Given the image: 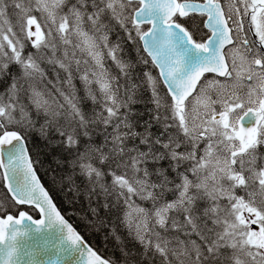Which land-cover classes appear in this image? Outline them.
Masks as SVG:
<instances>
[{
    "label": "snow or ice",
    "instance_id": "obj_1",
    "mask_svg": "<svg viewBox=\"0 0 264 264\" xmlns=\"http://www.w3.org/2000/svg\"><path fill=\"white\" fill-rule=\"evenodd\" d=\"M9 74L0 264H264V0H0ZM33 133L65 154L61 190L88 200L81 223L118 257L57 209ZM44 229L59 243L30 244Z\"/></svg>",
    "mask_w": 264,
    "mask_h": 264
},
{
    "label": "trees",
    "instance_id": "obj_2",
    "mask_svg": "<svg viewBox=\"0 0 264 264\" xmlns=\"http://www.w3.org/2000/svg\"><path fill=\"white\" fill-rule=\"evenodd\" d=\"M115 38V37H114ZM35 51V49H32ZM126 58L136 57L135 51L125 48ZM58 56H62L63 52L59 51ZM47 69L52 66L45 65ZM15 71V69H13ZM11 81V74H9L3 81H0V93L6 92L7 87ZM77 87L82 89L80 81L77 79L74 81ZM50 87V86H49ZM78 96H83V92H78ZM27 103V101H25ZM82 107L85 111H90L92 105L90 102L82 101ZM145 105H140V110H144ZM34 111V110H33ZM147 118L146 116L144 117ZM38 120L40 118H37ZM27 148L29 149L30 158L34 161V168L37 172L39 179L42 184L49 191L54 203L57 208L61 211L62 215L73 224L76 229L86 237V242L94 250L98 251L102 257H112L116 258L119 256V252L116 250L117 244L111 237L110 231L108 229L102 230H91L85 228L81 223L80 218L83 216H88L89 213V202L84 196L77 197L76 193L64 187L61 190L60 182L63 177L66 176L69 169L62 168L57 164L56 160L63 158L65 155L59 148H53L45 141L38 133H33L28 136L26 141ZM77 183H80L78 180ZM6 190L3 184L0 183V199H3ZM91 207H95V200L92 201ZM22 210H29L30 214L35 217V213L31 212L30 209L22 208ZM15 212V207L12 209ZM131 247V245H129Z\"/></svg>",
    "mask_w": 264,
    "mask_h": 264
},
{
    "label": "water",
    "instance_id": "obj_3",
    "mask_svg": "<svg viewBox=\"0 0 264 264\" xmlns=\"http://www.w3.org/2000/svg\"><path fill=\"white\" fill-rule=\"evenodd\" d=\"M252 125V119L251 117H242L241 118V126H244V127H249ZM27 147V146H26ZM11 151V150H9ZM30 156V155H29ZM7 157H8V150L6 149L5 152H4V155H3V159H4V162L6 163L7 162ZM0 171H3L2 169H0ZM38 177V175H37ZM39 179V177H38ZM42 184V182H41ZM43 185V184H42ZM44 186V185H43ZM46 189V188H45ZM6 190V189H5ZM47 191V190H46ZM54 203V201H53ZM21 207H25V208H29L30 209V206H27V205H24V206H21ZM58 209V208H57ZM59 210V209H58ZM27 223V222H26ZM34 227V226H33ZM33 239L31 241H29L30 244L32 245H35L36 243H43L45 241H51L52 244H56V243H59L60 239H61V234L56 230V229H52V230H48V229H44L42 230L41 233H33ZM86 242V241H85ZM87 243V242H86ZM56 257L53 255L51 257V259H55ZM24 259H27V257H24ZM37 259H41V257H37ZM42 259L44 261H47L48 259H50V257L48 255H44L42 257Z\"/></svg>",
    "mask_w": 264,
    "mask_h": 264
},
{
    "label": "rangeland",
    "instance_id": "obj_4",
    "mask_svg": "<svg viewBox=\"0 0 264 264\" xmlns=\"http://www.w3.org/2000/svg\"><path fill=\"white\" fill-rule=\"evenodd\" d=\"M243 113H241V115H242ZM241 195H243V193H241Z\"/></svg>",
    "mask_w": 264,
    "mask_h": 264
}]
</instances>
